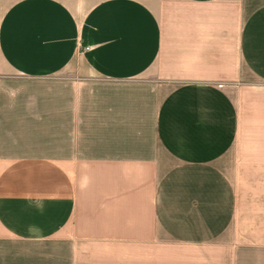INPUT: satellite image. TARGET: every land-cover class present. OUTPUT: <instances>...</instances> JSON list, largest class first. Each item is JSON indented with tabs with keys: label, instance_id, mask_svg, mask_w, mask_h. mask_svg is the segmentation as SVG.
Instances as JSON below:
<instances>
[{
	"label": "crops",
	"instance_id": "crops-1",
	"mask_svg": "<svg viewBox=\"0 0 264 264\" xmlns=\"http://www.w3.org/2000/svg\"><path fill=\"white\" fill-rule=\"evenodd\" d=\"M0 264H264V0H0Z\"/></svg>",
	"mask_w": 264,
	"mask_h": 264
},
{
	"label": "rangeland",
	"instance_id": "rangeland-1",
	"mask_svg": "<svg viewBox=\"0 0 264 264\" xmlns=\"http://www.w3.org/2000/svg\"><path fill=\"white\" fill-rule=\"evenodd\" d=\"M250 5H251V3H249V4H246V11H248L249 10V8H250ZM244 76H246V77H251V75L248 73V72H245V74H244Z\"/></svg>",
	"mask_w": 264,
	"mask_h": 264
}]
</instances>
